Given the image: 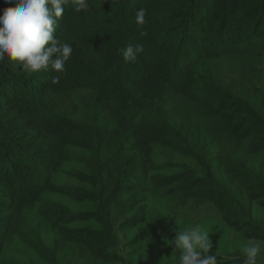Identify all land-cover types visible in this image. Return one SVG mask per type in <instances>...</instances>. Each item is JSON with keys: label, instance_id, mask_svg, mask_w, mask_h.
<instances>
[{"label": "trees", "instance_id": "16d2710c", "mask_svg": "<svg viewBox=\"0 0 264 264\" xmlns=\"http://www.w3.org/2000/svg\"><path fill=\"white\" fill-rule=\"evenodd\" d=\"M93 1L76 12L69 0L57 19L54 37L73 49L63 72L32 73L7 56L0 60V264L3 235L18 226L12 212L25 191L43 188L45 169L57 171L70 148L86 151L78 160L88 170L71 176L82 187L58 192L92 201L94 210L70 212L51 202L41 217L74 245L94 248L106 234L69 226L73 221L93 220L113 241L115 208L132 214L122 230L143 223L152 185L182 202L211 201L230 228L264 238V222L253 216L255 203L264 208V0H106L111 10L103 16L93 12L99 7ZM9 6L0 0V15ZM140 8L143 25L136 23ZM211 35L220 38L213 53L204 42ZM131 40L162 50L126 61L122 50ZM186 49L194 54L175 67ZM104 75L98 85L81 79ZM110 81L114 87L103 84ZM73 99L82 104L81 121L64 114ZM158 147L195 166L177 162L182 170L161 174L153 162ZM24 242L50 264L47 248L55 251V243Z\"/></svg>", "mask_w": 264, "mask_h": 264}, {"label": "rangeland", "instance_id": "374dc122", "mask_svg": "<svg viewBox=\"0 0 264 264\" xmlns=\"http://www.w3.org/2000/svg\"><path fill=\"white\" fill-rule=\"evenodd\" d=\"M105 1L94 0L93 5L97 4L99 7H96L97 9L93 12L101 16L108 13L111 10L108 9L110 3ZM117 3L121 4V1L118 0ZM72 5L70 0L69 6ZM88 22L90 21L86 19V23ZM211 36L210 39L206 38L204 42L210 41L207 48L209 49L208 52L213 53L220 47V38L215 35ZM177 40L178 37H175L171 41L170 47L172 49H174L173 45ZM254 42L259 41L254 39ZM136 45L142 44L139 41H133V47ZM160 50L162 49L153 42L151 47L143 46V52L138 53L137 57L155 58V53L160 52ZM162 54L159 53L158 57H161ZM193 54V51L187 49L182 54L178 53L175 67L184 62L186 55L190 59ZM68 64L69 62H66L65 66ZM223 66L227 72H230V61L227 58L224 59ZM105 76L98 77L95 82L86 76H82L81 79L84 84L95 83V85H98L105 81ZM103 84L114 87L115 83L110 81V83L104 82ZM83 92H86V90H83ZM64 114L70 119L81 121L83 119V108L79 99H73L71 104L64 108ZM70 152V156L68 155L67 160L60 163V168L57 171L53 173L52 171L47 172V169H45V173L49 174L50 180L45 175L46 182L43 184L42 189H32L27 194L25 191L20 209L17 208L12 212V215L14 214L18 218V226L10 230L7 235H3L2 264H45L24 240L35 241L37 242L36 245L41 246V248L55 243V251L47 248L50 264H179L181 250L175 247L173 240L181 231L197 225L202 226L210 233L213 248L209 254L217 255V263L241 264L237 263V258L245 259V254L242 251L244 247L252 242L264 243V238H248L230 228L223 221L217 207L211 201L183 200L182 202L172 194L168 197L163 192H156L153 190L152 185V189L147 195L148 210L143 223L122 230L121 226L127 221L129 214L126 213L127 208L123 209L122 212L120 208H115L114 213L116 215L113 218V224L117 232V239L113 241L108 235V230L95 221H73L69 223V226L99 229L106 234L102 240L93 243L95 249L91 247V244L74 245L70 240L63 239L58 234L56 225L46 222L41 217L43 210L51 202L62 203L69 208L70 212L88 213L94 210L92 201L71 199L60 195L58 192V188L64 185L82 187L80 182L71 176L77 172L87 173L88 170L85 163L80 159L78 160L79 155L82 157L88 156L86 151L79 148H70ZM153 162L157 166V171L164 175L182 170V167L174 166L173 163L181 162L188 166L194 165L190 158L174 154L162 147L154 150ZM131 216L132 214L129 215V218ZM253 216L258 222H264V208L259 203H255L253 207ZM257 264H264V249L258 255Z\"/></svg>", "mask_w": 264, "mask_h": 264}, {"label": "clouds", "instance_id": "9594fccd", "mask_svg": "<svg viewBox=\"0 0 264 264\" xmlns=\"http://www.w3.org/2000/svg\"><path fill=\"white\" fill-rule=\"evenodd\" d=\"M71 2L76 12L91 6L88 0ZM7 3L14 6L6 7L0 15V60L7 56L32 73L49 68L63 72L73 49L69 43H61L53 33L69 0H7ZM145 16L146 9L137 10L136 23L143 25ZM49 42L50 46L45 47ZM122 51L126 61H135L137 54L143 52V46L130 45ZM209 234L199 225L181 231L173 240L175 247L181 250L179 264H217V255L209 254L213 248ZM262 249V242L244 247V264H257Z\"/></svg>", "mask_w": 264, "mask_h": 264}]
</instances>
